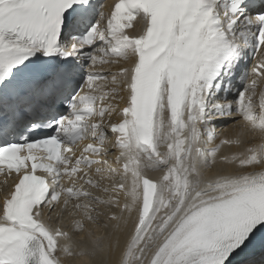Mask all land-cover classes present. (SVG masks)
Masks as SVG:
<instances>
[{
	"label": "snow or ice",
	"instance_id": "1",
	"mask_svg": "<svg viewBox=\"0 0 264 264\" xmlns=\"http://www.w3.org/2000/svg\"><path fill=\"white\" fill-rule=\"evenodd\" d=\"M0 174V264H225L264 223V0H0Z\"/></svg>",
	"mask_w": 264,
	"mask_h": 264
},
{
	"label": "bare ground",
	"instance_id": "2",
	"mask_svg": "<svg viewBox=\"0 0 264 264\" xmlns=\"http://www.w3.org/2000/svg\"><path fill=\"white\" fill-rule=\"evenodd\" d=\"M227 151V149H226ZM66 260V264H85V262L89 259L86 256L85 257H64Z\"/></svg>",
	"mask_w": 264,
	"mask_h": 264
}]
</instances>
